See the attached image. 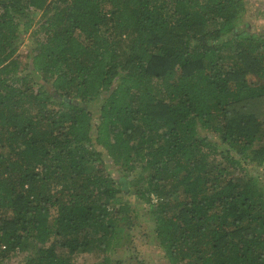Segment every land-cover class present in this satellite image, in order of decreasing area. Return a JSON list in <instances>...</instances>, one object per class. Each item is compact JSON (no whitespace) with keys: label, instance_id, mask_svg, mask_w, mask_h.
<instances>
[{"label":"trees","instance_id":"trees-1","mask_svg":"<svg viewBox=\"0 0 264 264\" xmlns=\"http://www.w3.org/2000/svg\"><path fill=\"white\" fill-rule=\"evenodd\" d=\"M247 9L0 0V264L124 263L132 207L105 157L150 205L169 264H264V183L248 172L264 166V29Z\"/></svg>","mask_w":264,"mask_h":264},{"label":"rangeland","instance_id":"rangeland-1","mask_svg":"<svg viewBox=\"0 0 264 264\" xmlns=\"http://www.w3.org/2000/svg\"><path fill=\"white\" fill-rule=\"evenodd\" d=\"M247 1L248 9L244 16L243 25H248L251 30L264 29V0ZM35 37L27 33L25 39L20 44L19 55L23 62L28 59V54L35 46ZM100 103L101 99H95L85 105L89 107L95 113V117H97ZM104 164L123 189L120 193L121 199L128 201L132 207V226H125V232H127L126 237L123 243L112 252V256L114 258L123 259V264H169L156 237L152 214L149 210L150 205L139 200L135 193L134 186L127 182V179L123 178L125 173L115 165L112 160L105 157ZM136 172L138 173V171ZM248 172L254 174L262 184L264 183V166L251 164L248 166ZM133 175L135 177L138 176L135 173H133ZM26 253L27 251L21 250L14 252L8 259L7 264H19L26 256ZM78 257L80 262L87 264H93L97 261L94 256L87 253L79 254Z\"/></svg>","mask_w":264,"mask_h":264}]
</instances>
